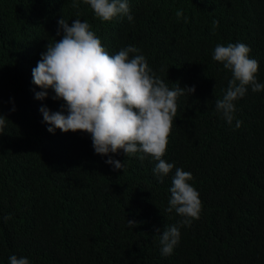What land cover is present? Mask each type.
Wrapping results in <instances>:
<instances>
[{
  "label": "trees",
  "instance_id": "1",
  "mask_svg": "<svg viewBox=\"0 0 264 264\" xmlns=\"http://www.w3.org/2000/svg\"><path fill=\"white\" fill-rule=\"evenodd\" d=\"M128 4L131 22L124 15L103 22L83 0H0V115L7 119L0 130V264L12 255L30 264H264V90L248 87L228 124L216 100L232 77L212 58L217 44L244 43L264 84V0ZM61 18L87 22L110 55L137 48L170 89L195 87L177 98L162 157L174 165L167 176L157 177L151 156H101L89 134L47 131L41 107L66 106L51 89L45 100L35 98L42 89L32 69L47 44L62 38ZM109 157L123 170L107 164ZM176 168L192 174L201 200L191 226L167 211ZM174 225L179 242L164 256L157 230Z\"/></svg>",
  "mask_w": 264,
  "mask_h": 264
},
{
  "label": "clouds",
  "instance_id": "2",
  "mask_svg": "<svg viewBox=\"0 0 264 264\" xmlns=\"http://www.w3.org/2000/svg\"><path fill=\"white\" fill-rule=\"evenodd\" d=\"M83 2L90 5L95 16L103 22H110L119 15L127 16L130 22L133 20L128 0ZM176 16L180 18L183 13L177 11ZM214 25L218 26V21H214ZM61 34V39L47 44L46 51L32 69V82L42 89L35 93V98L45 100L51 89L54 92L52 99L63 101L66 106L56 112L41 107L43 122L49 125L47 131L54 134L59 129L64 133L89 134L95 153L101 156L121 150L126 156L144 154L140 160L145 155L151 156L157 161L153 172L157 177L167 176L174 165L162 157L177 113V98L186 93L193 94L195 87L181 88L177 84L176 88L170 89L133 46L110 55L87 22L76 19L69 25L61 18L57 36ZM250 51L244 43L217 44L214 48L213 60L222 63L232 77L222 99L216 100V110L222 113L228 124L234 119V102L246 94L248 87L253 92L264 90V84L256 79L259 62L250 58ZM6 121L0 115V130ZM241 123L237 120L236 127ZM106 163L117 171L124 168V163L111 157ZM192 179L190 172L176 168L169 189L171 196L167 211L175 210L183 217L180 226H191L201 211L199 193L189 183ZM127 221L130 228L137 225L134 220ZM157 234L161 254L171 255L179 242V226L164 227L162 234L160 230ZM9 261L10 264H30L26 257L16 255L10 256Z\"/></svg>",
  "mask_w": 264,
  "mask_h": 264
}]
</instances>
